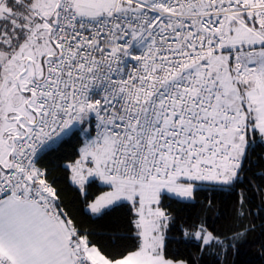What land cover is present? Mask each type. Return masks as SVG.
<instances>
[{
  "label": "snow or ice",
  "instance_id": "6c2138e0",
  "mask_svg": "<svg viewBox=\"0 0 264 264\" xmlns=\"http://www.w3.org/2000/svg\"><path fill=\"white\" fill-rule=\"evenodd\" d=\"M73 136L86 211L125 210L111 251L41 163ZM257 147L264 0H0V264H235L264 216L242 186ZM199 192L235 193L230 232L163 203Z\"/></svg>",
  "mask_w": 264,
  "mask_h": 264
},
{
  "label": "trees",
  "instance_id": "16d2710c",
  "mask_svg": "<svg viewBox=\"0 0 264 264\" xmlns=\"http://www.w3.org/2000/svg\"><path fill=\"white\" fill-rule=\"evenodd\" d=\"M79 144L73 136L59 148L58 151L47 155L41 163L48 167L50 180L55 182L56 187L61 190V201L68 211H71L80 225L93 233L94 239L100 246L111 251V245L115 242L118 235V229L123 224L125 210L120 209L112 212L110 215L94 216L86 211L84 197L70 182V170L65 169L67 163H72L78 159ZM246 175L244 177L243 187H248V181L253 185H264V147H257L255 153L246 163ZM107 186L99 181H94L88 188L89 200H94L107 191ZM195 203H182L177 200H165L163 203L169 207L170 211L176 215L182 223H195L199 217L204 220L208 227L214 228L217 232L227 233L233 227L235 193L228 192H199ZM253 208L259 205V194L250 192ZM213 199L214 205L212 211H204L207 199ZM249 220L254 217H248ZM257 228L249 234L247 242L240 248L239 255L235 257V264H264V255L261 254L260 245L264 243V232L259 225L264 223V216L255 218ZM175 249V246H173ZM181 256H191L195 254L194 245L187 247L181 246L179 249Z\"/></svg>",
  "mask_w": 264,
  "mask_h": 264
},
{
  "label": "rangeland",
  "instance_id": "374dc122",
  "mask_svg": "<svg viewBox=\"0 0 264 264\" xmlns=\"http://www.w3.org/2000/svg\"><path fill=\"white\" fill-rule=\"evenodd\" d=\"M100 183V182H99ZM101 184V183H100Z\"/></svg>",
  "mask_w": 264,
  "mask_h": 264
}]
</instances>
